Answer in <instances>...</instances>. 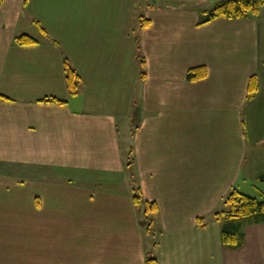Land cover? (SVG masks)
Listing matches in <instances>:
<instances>
[{
    "label": "crops",
    "instance_id": "1",
    "mask_svg": "<svg viewBox=\"0 0 264 264\" xmlns=\"http://www.w3.org/2000/svg\"><path fill=\"white\" fill-rule=\"evenodd\" d=\"M144 1L136 35L141 0L0 3V95L13 98H0V264H264V222L230 249L214 215L233 188L264 197V5L198 25L220 0ZM62 53L80 76L72 95ZM195 66L207 75L188 81ZM133 171L158 207L146 241Z\"/></svg>",
    "mask_w": 264,
    "mask_h": 264
},
{
    "label": "trees",
    "instance_id": "2",
    "mask_svg": "<svg viewBox=\"0 0 264 264\" xmlns=\"http://www.w3.org/2000/svg\"><path fill=\"white\" fill-rule=\"evenodd\" d=\"M2 0H0V3ZM264 5V0H220L216 2L212 8L207 12L205 19L199 21L197 24L207 23L215 18H248L256 15L261 7ZM144 18L141 19V26L146 25ZM37 23V21H35ZM39 30L41 34L46 35V31L39 25ZM51 43L57 45L56 41L50 39ZM13 43L15 45L25 46L34 45L39 43V39L29 35L20 34L13 37ZM137 62L139 64V77H145V60L141 55L139 46L137 45ZM63 56V73L64 80L66 84L67 91L69 94H75L78 89V84L80 82V76L74 66L72 65L69 57L62 53ZM207 75V69L204 66H195L187 70L185 78L188 81H194L204 78ZM258 85L256 77L253 75L249 78L247 85V98H252L257 91ZM0 98L4 100H13V98L0 95ZM41 102H51V103H65V100L55 97L46 96L37 99ZM130 160L127 162V166H133L134 169V157L132 156V149H130ZM133 176V181H136V173L134 171L131 173ZM135 183V182H134ZM133 201L135 205H142L143 214L147 218L148 223H150V217L153 213L158 210V207L154 201H148L143 199L141 189L139 185L134 187ZM223 203L228 205L227 209L215 212L217 220L221 217V230H220V241L221 243L230 248L236 249L243 245L244 243V230L243 225L246 222L249 224H256L264 222V197L258 199L256 197L247 195L238 191L236 188L231 189V191L224 197ZM227 218V219H226ZM226 219V220H225ZM203 217L199 218L200 221ZM145 264H157L154 257H146Z\"/></svg>",
    "mask_w": 264,
    "mask_h": 264
},
{
    "label": "rangeland",
    "instance_id": "3",
    "mask_svg": "<svg viewBox=\"0 0 264 264\" xmlns=\"http://www.w3.org/2000/svg\"><path fill=\"white\" fill-rule=\"evenodd\" d=\"M141 6H137L135 5L133 11H132V14H131V23H130V29H131V32H134L135 35L137 34V30H138V27H139V24H140V21L142 19L141 15L146 7V2L144 0H141ZM129 141H130V133L128 130L122 128L121 124L119 123V146H120V151L122 152V157H123V162L125 164H127V162H129L130 158H128V148H129ZM127 171H132V167H129L127 169ZM137 185V182L135 181V186L136 187ZM246 191L247 192H251L252 194L255 193V191L253 190L252 187L248 186V188L246 187ZM248 195H252L250 193H247ZM222 205L220 208H215V212H219V211H222V210H225L227 209L228 205L224 204L223 203V200L221 201ZM136 212H137V215H138V218L141 220V233H142V237L143 239L146 241L147 237L149 236L148 235V232H147V226H148V223H147V218L144 216L143 214V209H142V205L139 204L137 205V209H136ZM214 217V215H213Z\"/></svg>",
    "mask_w": 264,
    "mask_h": 264
}]
</instances>
